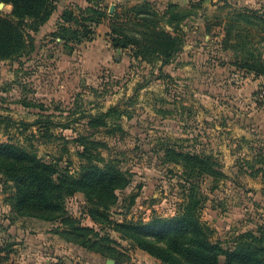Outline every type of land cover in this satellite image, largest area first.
Returning <instances> with one entry per match:
<instances>
[{
	"label": "rangeland",
	"instance_id": "rangeland-1",
	"mask_svg": "<svg viewBox=\"0 0 264 264\" xmlns=\"http://www.w3.org/2000/svg\"><path fill=\"white\" fill-rule=\"evenodd\" d=\"M144 1L159 13L170 4L194 13L182 24L181 51L161 68V75L160 63H140L128 51L115 53L105 64V16L100 34L92 26L93 40L64 45L52 37L57 24L53 15L33 35L31 54L16 62L0 61V115L26 123L47 118L61 126L51 128L52 138H40V125L23 133L18 126L0 124V144L33 145L41 160L76 176L84 164L76 138L103 143L98 148L102 159L114 161L129 176L119 201L128 205L129 197H135L128 210L122 203L112 210L116 224L175 217L193 186L203 201L199 216L212 231V242L233 248L242 234L264 237V77L236 68L233 52L221 48L223 26L216 21L228 11L220 10L223 4L215 9L211 1L202 2L201 9H191L200 0L184 5L179 0L84 2L106 16L117 11L125 19L126 10ZM0 13L6 16L10 10L3 5ZM111 107L121 115L108 122L120 125L122 132L111 136L105 128L94 133L87 129V117ZM30 132L36 137L29 141ZM166 149L211 157L223 178L189 173L165 161ZM12 195L0 177V264H159L111 226L95 225L82 194L66 199L67 214L101 236L109 235L118 244L113 248L122 255L121 263L65 242L53 232L58 223L15 218L8 202ZM224 261L220 258V264Z\"/></svg>",
	"mask_w": 264,
	"mask_h": 264
},
{
	"label": "trees",
	"instance_id": "trees-1",
	"mask_svg": "<svg viewBox=\"0 0 264 264\" xmlns=\"http://www.w3.org/2000/svg\"><path fill=\"white\" fill-rule=\"evenodd\" d=\"M202 2L190 8L201 9ZM0 3L10 7L8 15L0 13V61L16 62L34 51L33 35L50 21L57 9V0H0ZM226 9L225 18L216 21V26H223L221 48L233 52L236 68L257 78L264 77V47L261 45L264 42V9L238 8L224 2L220 10ZM125 14L123 19L117 11L106 16L93 5L84 9L67 7L59 16L52 37L64 45L91 41L94 36L92 26H101L105 16L109 31L106 37L111 49L128 51L132 59L140 63L151 66L160 63L161 75V68L181 51L184 45L182 24L194 13L173 4L168 5L164 13H159L152 4L144 1L126 10ZM118 111L117 107H111L104 114L87 117V129L94 133L105 128V134L111 136L117 131L122 132L120 125L108 122L109 118L121 115ZM0 124L18 126L23 133L40 125V138H52L51 128L61 126L47 118L26 123L14 122L3 115H0ZM28 134L29 141L35 139L32 132ZM75 143L81 148L78 156L84 161L76 176L69 174L67 168L60 169L53 161L41 160L33 145L23 148L10 143L0 144V177L3 184L10 185L13 190L8 202L15 218L58 223L53 232L65 242L121 263L122 255L113 248L118 244L109 235L101 236L67 214L66 199L82 194L90 205L88 216L95 225L111 226L122 239L159 264H220V258H224V264H264L262 235L242 234L233 248H224L222 242L211 241L212 231L199 216L203 201L193 186L188 189L184 209L175 217L114 223L111 213L123 201H119L118 193L129 186V176L114 161L102 159L98 148H104L103 143L90 141L88 136H79ZM164 159L182 166L189 173L223 178V174L213 169L217 164L211 157L166 149ZM134 200L135 197H129L128 205L122 203L123 208L128 210Z\"/></svg>",
	"mask_w": 264,
	"mask_h": 264
},
{
	"label": "crops",
	"instance_id": "crops-1",
	"mask_svg": "<svg viewBox=\"0 0 264 264\" xmlns=\"http://www.w3.org/2000/svg\"><path fill=\"white\" fill-rule=\"evenodd\" d=\"M61 1H62L61 3L57 4V9L55 13L53 14L56 16L55 21L57 22H58L59 16L61 15L62 11L65 8H67L68 5L75 4V5H78L82 9H84L86 5V3L84 2L85 0H61ZM188 1L189 0H179V2H182L181 3L182 5L187 4ZM200 1H203V6L205 3H210L211 1L215 9L217 6L222 5L224 2H226L227 4L233 5L235 7H238V8H246V9H251V10H259V11L264 9V0H200ZM6 8L10 10V7H6ZM49 23L50 21L42 29L46 28ZM101 26L97 27L96 29V32L98 34H100L99 30L101 29ZM103 32L105 35H107L109 32L106 25H105ZM117 52L119 51L111 49L108 43L107 37H106L105 38V64H108L111 61V58H113L112 56H114L115 53L117 54Z\"/></svg>",
	"mask_w": 264,
	"mask_h": 264
},
{
	"label": "water",
	"instance_id": "water-1",
	"mask_svg": "<svg viewBox=\"0 0 264 264\" xmlns=\"http://www.w3.org/2000/svg\"><path fill=\"white\" fill-rule=\"evenodd\" d=\"M0 6H3V4H0ZM113 10H114V6H111L109 8V14H112ZM105 264H117V263H114L113 261L108 260V261H106Z\"/></svg>",
	"mask_w": 264,
	"mask_h": 264
}]
</instances>
